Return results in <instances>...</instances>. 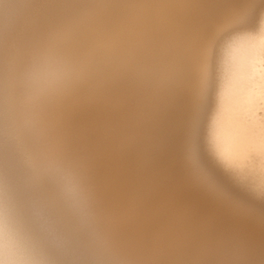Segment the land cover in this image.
Instances as JSON below:
<instances>
[{
  "label": "bare ground",
  "instance_id": "6f19581e",
  "mask_svg": "<svg viewBox=\"0 0 264 264\" xmlns=\"http://www.w3.org/2000/svg\"><path fill=\"white\" fill-rule=\"evenodd\" d=\"M166 3L0 0V180L52 189L65 264H264V218L192 162L198 13ZM249 81L264 103L263 54Z\"/></svg>",
  "mask_w": 264,
  "mask_h": 264
},
{
  "label": "rangeland",
  "instance_id": "374dc122",
  "mask_svg": "<svg viewBox=\"0 0 264 264\" xmlns=\"http://www.w3.org/2000/svg\"><path fill=\"white\" fill-rule=\"evenodd\" d=\"M262 30L264 13H258L250 28L238 31L225 51L217 84L219 62L232 31L219 34L210 46L206 89L191 140L199 168L208 174L211 186L264 218V167L259 157L251 154L253 130L264 123V103L254 97L249 81L251 59L264 55ZM227 160L238 167H228Z\"/></svg>",
  "mask_w": 264,
  "mask_h": 264
},
{
  "label": "snow or ice",
  "instance_id": "6c2138e0",
  "mask_svg": "<svg viewBox=\"0 0 264 264\" xmlns=\"http://www.w3.org/2000/svg\"><path fill=\"white\" fill-rule=\"evenodd\" d=\"M164 14L171 11L198 13V30L184 64V79L180 87L189 90L198 85L197 101L207 84V51L213 40L223 32L250 28L258 13H264V0H168L162 6ZM264 44V30L261 32ZM193 164L202 181L211 186L206 172L199 168L194 139L190 141ZM253 156L264 163V123L252 133ZM230 168L238 167L227 160ZM66 225L56 208L52 189L30 178L21 185L5 171L0 180V264H65L58 259L65 239Z\"/></svg>",
  "mask_w": 264,
  "mask_h": 264
},
{
  "label": "clouds",
  "instance_id": "9594fccd",
  "mask_svg": "<svg viewBox=\"0 0 264 264\" xmlns=\"http://www.w3.org/2000/svg\"><path fill=\"white\" fill-rule=\"evenodd\" d=\"M3 264H7V262L5 261V262H3Z\"/></svg>",
  "mask_w": 264,
  "mask_h": 264
}]
</instances>
